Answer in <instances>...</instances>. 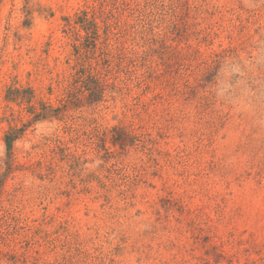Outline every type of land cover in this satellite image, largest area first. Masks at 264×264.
<instances>
[{
	"label": "rangeland",
	"instance_id": "rangeland-1",
	"mask_svg": "<svg viewBox=\"0 0 264 264\" xmlns=\"http://www.w3.org/2000/svg\"><path fill=\"white\" fill-rule=\"evenodd\" d=\"M83 11L112 88L33 120ZM0 264H264V0H0Z\"/></svg>",
	"mask_w": 264,
	"mask_h": 264
},
{
	"label": "trees",
	"instance_id": "trees-1",
	"mask_svg": "<svg viewBox=\"0 0 264 264\" xmlns=\"http://www.w3.org/2000/svg\"><path fill=\"white\" fill-rule=\"evenodd\" d=\"M66 20L68 29L73 31L74 25L72 23V19L66 18ZM75 22L81 26L82 30L86 32L85 35L80 34V32L76 33L78 40H81V44L86 50L85 57H89V53H92L94 56L96 52L100 50L98 57L96 56V65H87L85 60L83 63L75 66V72L72 75V81L65 88L63 93L64 96L62 99H60L62 105L59 107H54L51 104L40 102V110H37L34 108V106V110H31V113L33 114V120L50 118L57 116L61 111L67 110L68 108H76L86 103L99 102L103 99L107 90L112 86V84L106 78L107 73H105V71L108 72L107 67H110L111 65V58H114V48L111 47L109 42L110 37L107 35V37L101 41L100 26L96 21V17L89 15L87 11H83L81 15H78V18L75 20ZM76 48L78 53H80L79 50L81 45L76 46ZM122 56V53H118V57L122 58ZM132 61H134L133 58ZM101 64L104 67L101 68ZM34 97L35 93L33 89L22 91L18 88L12 87L8 88L6 95V99L9 101L23 100L24 102H31L34 100ZM21 132V129L11 128L6 133L5 140L9 155L12 153L13 143L20 137L19 135ZM123 132L127 135L129 134L126 130H123ZM133 139L134 138L132 136V141ZM116 141L125 147L131 140L119 136ZM61 150L66 151V149L63 147H61ZM73 158L78 160V157L76 156H73Z\"/></svg>",
	"mask_w": 264,
	"mask_h": 264
}]
</instances>
